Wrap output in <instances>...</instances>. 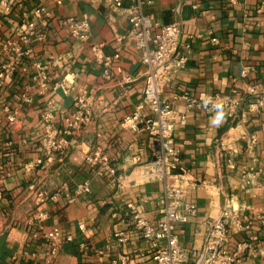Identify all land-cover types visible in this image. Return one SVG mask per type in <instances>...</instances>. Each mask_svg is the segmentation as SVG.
<instances>
[{
    "label": "crops",
    "instance_id": "obj_1",
    "mask_svg": "<svg viewBox=\"0 0 264 264\" xmlns=\"http://www.w3.org/2000/svg\"><path fill=\"white\" fill-rule=\"evenodd\" d=\"M39 7L46 11L42 17L33 14ZM144 12L158 25L178 22L181 28L178 54L186 61L169 75L161 98L185 115L183 124L175 123L173 139L183 177L195 183L181 204H194L197 214L175 226L190 256L186 264H194L208 225L227 207L249 224L244 230L228 226L229 252L239 243L251 247L235 264H264V108L250 110L256 100L244 95L253 85L264 89V0H150ZM25 18L35 20L45 37L31 40V55L0 90V264H111L123 253L130 264H153L151 241L132 229L128 207L132 203L152 225L160 219L161 184L143 178L158 143L121 125L142 101L144 85L141 53L127 35V11L104 0H0V67L7 60L2 46L15 39ZM68 18L87 21L86 39L69 34L63 24ZM37 61L45 65L43 83L34 79ZM58 82L69 91L54 90ZM202 93L244 99L214 126V113L186 107L185 96ZM81 94L88 99V120L70 135L62 133ZM47 112L56 138L74 139L61 153L50 155L42 146ZM97 149L112 160L113 178L83 161ZM84 181L90 192L77 195ZM52 229L72 241L49 257L41 236ZM119 231L127 241L105 251Z\"/></svg>",
    "mask_w": 264,
    "mask_h": 264
},
{
    "label": "built area",
    "instance_id": "obj_2",
    "mask_svg": "<svg viewBox=\"0 0 264 264\" xmlns=\"http://www.w3.org/2000/svg\"><path fill=\"white\" fill-rule=\"evenodd\" d=\"M150 0H104V2L114 8H124L127 11V20L131 29L127 33L134 41V46L141 53V63L143 71V93L142 101L135 107L134 111L126 115L121 125L131 131H144L154 137L158 143V151L149 162L144 171L143 178L146 181H157L161 184V197L159 214L160 219L156 225H152L144 219L136 210L132 203L128 204L134 212L133 230L140 233L145 239L151 241L153 264H186L189 261V254L181 247L175 233V226L184 224L188 219L197 214L194 204H181L188 187L194 185L184 179V169L180 166V150L176 147L173 139L175 123L183 124L184 114H178L165 103L161 98L163 87L168 81L169 75L184 67L186 58L178 54L181 28L178 22L165 25H158L144 12V5ZM7 8V7H6ZM36 17L46 14L44 7H39L33 11ZM44 23V22H43ZM69 34L77 39H86L89 35V24L85 19L77 20L68 18L63 21ZM45 34L37 30L35 20L25 18L19 26L15 39L8 40L2 46V50L7 60L0 67V90L10 81L18 66L25 56L31 55L29 45L31 40H43ZM98 52L99 47H93ZM97 54V53H95ZM105 65H110V60H105ZM36 70L34 79L37 83L45 80V65L34 62ZM63 89L65 93L69 88L64 82H58L55 89ZM86 94V93H85ZM81 94L73 104L72 113L65 119L66 127L62 133H69L77 130L81 124L85 123L89 117V107L87 97ZM245 97L252 95L255 102L249 104L250 110L264 108V89L256 85L249 87L244 94ZM186 107L188 109H205L212 112L211 103L205 107V101L222 102L224 111L228 116L234 115L242 99H231L218 93L204 94L198 97L185 96ZM29 102L28 98H25ZM148 114H144L143 111ZM9 121H14V115L8 117ZM52 115L47 112L43 115L44 134L41 137L43 148L50 154L61 153L69 145L74 143L73 138L67 136L57 139L54 134ZM255 139H251L254 143ZM83 161L98 169L100 174H106L113 178L115 168L108 155L100 150H94L84 156ZM90 192L89 181L78 184L75 188L77 195ZM39 220L47 218L45 212L38 215ZM229 225H234L238 230H244L249 224H244L239 215L232 207H227L208 225L202 249L194 256V264H235L239 260V255L245 249H251L249 243H239L234 252H229L226 244L229 240ZM39 231L34 233L35 238H39ZM42 239L48 246V255L53 257L59 251L61 245L72 241L71 235H63L58 229H52L42 234ZM128 235L121 231L114 233L112 241L105 246V251H111L126 242ZM257 237H253L256 240ZM264 240V234H262ZM131 257L128 254H118L111 264H130Z\"/></svg>",
    "mask_w": 264,
    "mask_h": 264
},
{
    "label": "clouds",
    "instance_id": "obj_3",
    "mask_svg": "<svg viewBox=\"0 0 264 264\" xmlns=\"http://www.w3.org/2000/svg\"><path fill=\"white\" fill-rule=\"evenodd\" d=\"M211 103L212 111L214 112V116L211 120V124L214 126H219L225 119V111H224V105L222 102H211L206 100L205 101V107L208 106V104Z\"/></svg>",
    "mask_w": 264,
    "mask_h": 264
}]
</instances>
